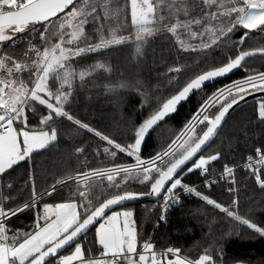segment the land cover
I'll return each instance as SVG.
<instances>
[{"label": "snow or ice", "instance_id": "obj_1", "mask_svg": "<svg viewBox=\"0 0 264 264\" xmlns=\"http://www.w3.org/2000/svg\"><path fill=\"white\" fill-rule=\"evenodd\" d=\"M90 24L96 25L93 29L95 42L85 30ZM37 25L43 27V31L39 32L43 47L29 39L27 51L19 59L14 52L4 51L5 43L11 42L10 46L14 49L17 35L35 33ZM240 28L245 31L239 41H231V34ZM253 30L264 33V0H0V175L28 159L33 152L46 149L57 141V129L51 126L56 117L67 118L83 129L94 131L88 124L73 117L66 110V105L70 102L77 80L83 84L97 70L111 72L112 68L103 61H96L77 69L73 67L77 58L127 43H133L135 52L141 54L143 45L150 38L164 33L171 34L180 50L205 54L210 49L220 48L225 40L229 46L233 43L243 45ZM123 31L129 34H120ZM258 54L264 56V47L238 49V54L234 58L229 57L227 63L197 74L136 128L134 142L127 146L96 132L108 145L129 157L134 156L135 164L86 169L78 171L75 176L57 180V185L75 181L76 192L73 195H78L80 202L73 199L55 204L44 203L43 212L37 213L31 231H12L7 221L35 206L37 193L34 181L32 200L22 206L6 209L4 202L12 197L0 195V264H50L53 258L55 264H215L208 250L191 259L182 255L179 247H168L158 253L154 244L146 241L138 252L133 211H113L111 215H106V210L126 200L140 195L159 196L165 192L166 209L171 203H179L176 195L178 188L185 193H195L209 205H214L264 236V227L239 216L194 187L183 184L181 178L185 171L202 170V175L207 173L210 163L220 158V153L208 156L200 153L216 136L234 105L243 100L249 91H264V71L247 75L218 89L204 101L185 129L165 149L148 159L140 156L146 135L158 122L175 112L181 102L200 90L206 82L242 68L246 58ZM182 70L179 66L170 69L176 73ZM35 104L45 106L48 111L40 119L44 128L33 131L27 127V110L35 111ZM216 106H219L218 111L210 115L211 109ZM258 118L264 120V102L259 104ZM18 124L23 127H17ZM199 126H205V130L198 135L196 129ZM76 151L80 153L83 149L77 148ZM103 152L112 157L117 155L109 147H104ZM255 152L259 157L255 163L264 166V152L259 147ZM247 159L249 163L245 167L252 170L256 182L264 188L260 168H253L252 156ZM224 174L235 182L233 168L225 165ZM133 179L141 184L150 182V192L121 191L104 199L99 206L92 207L89 197L93 188L99 186L102 193L105 188L122 189ZM55 190L53 185L51 191L45 194L50 196ZM236 203L234 200L233 204ZM164 218L162 215L161 220ZM100 219L104 222L99 223L96 229V242L102 251L96 256H86L78 238ZM73 244L70 254H59Z\"/></svg>", "mask_w": 264, "mask_h": 264}, {"label": "trees", "instance_id": "obj_2", "mask_svg": "<svg viewBox=\"0 0 264 264\" xmlns=\"http://www.w3.org/2000/svg\"><path fill=\"white\" fill-rule=\"evenodd\" d=\"M95 27L96 25L90 24L85 29L93 42L96 40L93 32ZM36 29L35 33L18 34L15 48L10 46L11 42H7L4 51L14 52L19 59L27 51L29 39L37 46L43 47L39 37L43 27L37 25ZM244 31L242 28L234 31L230 36L231 41L238 42ZM120 34L129 33L123 31ZM259 47H264V33L259 30L249 32L243 45L233 43L229 46L225 40L220 48L210 49L205 54L180 50L171 34L164 33L150 38L148 43L143 45L141 54L135 52L133 43H127L77 58L73 63V67L77 69L92 65L96 61H103L112 68L111 72L97 70L91 77L86 78L83 84L77 80L70 102L66 105V110L73 117L88 124L94 131L83 129L67 118L56 117L51 126L57 129V141L46 149L33 152L28 159L0 175V195L12 197L4 202L6 209L22 206L32 200L33 181L37 193L35 206L19 212L7 226L12 231L29 232L44 203L55 204L73 199L79 203L80 197L73 195L76 192V183L59 185L52 195L45 194L53 185H57V180L86 169L135 163L134 156L129 157L114 146L108 145L95 134L96 132L107 135L122 146L133 143L136 128L190 79L202 71L227 63L229 57L234 58L238 54V49L252 50ZM178 66L183 69L180 73L170 71ZM262 71L264 56L250 57L235 73L190 95L177 111L164 118L154 128L140 152L141 158L148 159L165 149L180 135L204 101L218 89ZM259 102H264V99L250 102L232 113L219 134L202 151L200 155L204 156L220 153V158L208 166L207 176L222 172L225 165L232 166L244 162L249 156L256 154L255 149L258 147L264 152V120L258 118ZM34 107L35 111L27 110V127L36 131L44 128L40 119L48 110L38 104ZM218 109L219 106L212 108L210 115H215ZM17 127L23 125L18 124ZM203 130L205 126L197 127V134H202ZM104 147L116 151L117 155L112 157L105 154ZM77 148L83 151L78 153ZM201 171H185L181 176L182 183L189 186L199 184L203 179ZM260 174L263 177V169ZM235 178V183L218 180L209 188L198 186L196 190L259 227H264V188L256 182L252 170L238 169ZM8 185L12 187L9 188ZM180 189L182 188L176 191ZM149 190L150 182L141 184L133 179L122 189L105 188L103 193L97 186L92 189L89 198L94 208L104 199L121 191L146 193ZM161 200L162 198L132 203L116 209L133 211L138 232V251L147 241L154 244L156 251L179 247L181 254L191 259L198 258L208 250L213 255L215 264H264V236L247 225L228 216L214 205H209L195 193L175 204L163 220L157 221ZM234 200L236 204H233ZM78 242L84 246L86 256H96L102 251L96 242V227ZM73 249L74 245L61 255ZM54 261V258L50 260Z\"/></svg>", "mask_w": 264, "mask_h": 264}, {"label": "water", "instance_id": "obj_3", "mask_svg": "<svg viewBox=\"0 0 264 264\" xmlns=\"http://www.w3.org/2000/svg\"><path fill=\"white\" fill-rule=\"evenodd\" d=\"M258 55H259V54H258ZM246 59H247V58H246ZM244 62H245V61H244ZM244 62H243V63H244ZM238 70H239V69L234 70L233 72L227 74L226 76H228V75H230V74H233V73H235V72L238 71ZM226 76H224V77H226ZM224 77L216 78V79H214V80H212V81H210V82H206V83L203 85V87H204V86H207V85H210V84H212L213 82L218 81V80H220V79H222V78H224ZM195 92H196V91H195ZM195 92H193V93H195ZM193 93H192V94H193ZM192 94H191V95H192ZM263 99H264V91H256V92L249 91V94L246 95L245 98H244L243 100L239 101V103H238L237 105H234L233 108L230 109L229 112L226 114V116H225V118H224V120H223V122H222V125H221L220 128L218 129V133L216 134V136L219 134L220 130L222 129V127H223L224 123L226 122V120L228 119V117H229L232 113H234L237 109H239V108L242 107V106H245L246 104H248V103H250V102H253V101H259V100H263ZM185 101H186V100H185ZM185 101L181 102V103L177 106V110L182 106V104H183ZM177 110H176V111H177ZM173 113H174V112H173ZM171 114H172V113H170L167 117H169ZM167 117H165V118H167ZM158 123H159V122H158ZM157 125H158V124H157ZM157 125H156V126H157ZM156 126H154V128H155ZM154 128H153L152 130H150V133H149V134L146 135L145 141L142 143L141 151L143 150V148H144V146H145V144H146V141H147L148 137L150 136V134L152 133V131L154 130ZM216 136H215V137H216ZM215 137L209 142V144L206 146V148L211 144V142L215 139ZM206 148H205V149H206ZM205 149H204V150H205ZM204 150H203V151H204ZM201 153H202V152H201ZM201 153H200V154H201ZM149 192H150V190H149ZM146 193H148V192H146ZM163 194H164V193H162V194L159 195V196H156V195H140V196H138L136 199L126 200V201L122 202V204L112 206L111 209L106 210V215L109 214V213H111L112 211L116 210L117 208H119V207H121V206H124V205L132 204V203H139V202H144V201H154V200H158V199H160V198L162 197ZM101 220H102V219H100L99 222H100ZM99 222H98V223H95V224L92 225V226H90L89 229L86 231V233H82L81 236L78 238V241H79L82 237H84L85 235H87V233H88L91 229H93L94 227H96V226L99 224ZM73 245H74V244H73ZM70 247H71V246H70ZM70 247H68V248H70ZM68 248H66V249H68ZM66 249L62 250L59 254L61 255Z\"/></svg>", "mask_w": 264, "mask_h": 264}, {"label": "built area", "instance_id": "obj_4", "mask_svg": "<svg viewBox=\"0 0 264 264\" xmlns=\"http://www.w3.org/2000/svg\"><path fill=\"white\" fill-rule=\"evenodd\" d=\"M191 120H192V119H191ZM184 129H185V128H184ZM252 157H253V161H252V163H253V168H257V167H259L260 170L263 169L264 166L257 165V164L255 163V161L258 160L259 157H258L256 154L253 155ZM248 163H249V161H248V159H246L244 162H242V163H240V164L232 165V166H228V167L233 168V177H234L235 182H236L235 173H236V171H237L238 169L250 170V169H248V168L245 167V165L248 164ZM133 164H135V163H133ZM222 175H223V178H221ZM72 176H75V175H72ZM202 176H203L202 181H201L199 184H197V185H191V187H194L195 189H197L198 186H204L205 188H209L210 186H212L213 184H215L218 180H226V181H229L230 183H233V182H232V177H228L227 175H225V174H224V170H223L222 172L216 174V175H213V176H207V173H204ZM213 181H214V182H213ZM235 182H234V183H235ZM74 183H75V181H66L65 184L68 185V184H74ZM58 186H59V185H56V188H57ZM51 189H52V188H51ZM51 189H50L49 191H51ZM49 191H47V192H49ZM165 194H166V192H165V193L162 195V197H161L162 200H161V202H160V207H159V211H158L157 221L161 219V216H162V215H163L164 217H166V215L170 212V210L173 208V206H174L175 204H178V203H171V204H170L169 206H167V208L165 209V202H164V195H165ZM191 194H193V193H185V192L183 191V189H180V190L176 191V195H178V197H179V203H180L184 198L190 196ZM38 197H40V196H38ZM17 214H18V213H17ZM17 214H16V215H17ZM13 217H14V216H13ZM13 217H12V218H13ZM12 218H11V219H12ZM11 219H10V220H11ZM10 220L7 221V225H8V222H9ZM141 250H142V249H141ZM157 252L159 253V252H162V251H157Z\"/></svg>", "mask_w": 264, "mask_h": 264}, {"label": "rangeland", "instance_id": "obj_5", "mask_svg": "<svg viewBox=\"0 0 264 264\" xmlns=\"http://www.w3.org/2000/svg\"><path fill=\"white\" fill-rule=\"evenodd\" d=\"M125 35H128V34H125ZM31 55V54H30ZM29 86H31V85H29ZM260 103H262V102H259L258 103V109H259V104ZM261 178L262 179H264V175H263V177L261 176ZM123 210H130V209H123ZM114 211H120V210H114ZM43 212V205H42V207H41V209H40V213H42ZM113 212V211H112ZM111 212V213H112ZM111 213H109V214H107V215H111ZM104 222V220L102 219L99 223H103ZM99 227V224L96 226V229ZM156 251V250H155ZM71 252V251H70ZM70 252H67V253H65V254H63V255H67V254H70ZM168 258H171V257H168ZM50 264H55V262H50Z\"/></svg>", "mask_w": 264, "mask_h": 264}, {"label": "crops", "instance_id": "obj_6", "mask_svg": "<svg viewBox=\"0 0 264 264\" xmlns=\"http://www.w3.org/2000/svg\"><path fill=\"white\" fill-rule=\"evenodd\" d=\"M263 175H264V167H263ZM120 211H124V210H120ZM141 251V250H140ZM139 252V251H138ZM169 257H171V256H169ZM55 262V261H54Z\"/></svg>", "mask_w": 264, "mask_h": 264}]
</instances>
